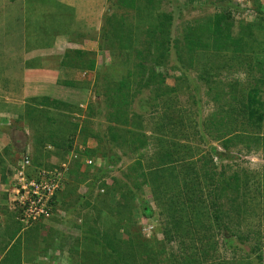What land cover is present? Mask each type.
Listing matches in <instances>:
<instances>
[{"label":"rangeland","instance_id":"1","mask_svg":"<svg viewBox=\"0 0 264 264\" xmlns=\"http://www.w3.org/2000/svg\"><path fill=\"white\" fill-rule=\"evenodd\" d=\"M191 1L0 0V20L5 29L10 28L9 34L20 37L25 32L29 46H47L68 37L58 50L59 56L68 57L59 62H70L74 68L65 75L68 89L50 91V100L60 103L59 109L43 110L48 120L53 119L52 125L44 120L37 129L27 119L10 123V142L4 139L7 147L0 151V264H113L99 248L84 249L83 228L110 230L130 264H185V256L198 261V251L203 249L210 252L208 261L215 260L213 264L219 259L225 260L223 264L244 260L264 264V92L255 99L247 90L253 76L264 68V52L255 46L249 49L248 60L244 52L233 62L231 50L219 56L206 54L203 48L189 53L186 42L188 29L196 30L215 15L230 14L232 37L246 43L254 40L264 48V26H254L253 39L248 36L249 25L264 24L259 21L264 10L257 11L258 4L264 7V0ZM163 13L172 16L169 38L179 43V51L172 49L166 64L156 67L164 77L161 85L139 88L140 63L153 66L156 58V46L146 34ZM4 64L3 59L0 72ZM34 99L38 104L46 98H31L22 117L35 109ZM241 100L259 101L260 112L235 118L234 101ZM52 130L58 145L75 138L77 149L71 152L79 159L80 176L70 179L73 186L69 185L65 207L51 221L26 225L10 210L5 192L11 185L12 150L26 154L30 145V156L41 164L39 169H52L61 162L55 158L59 150L46 140ZM83 132L89 134L85 145ZM176 149L182 156H189L191 149V162L196 163L192 174L198 175L206 193L213 189L208 184L213 172L218 184L230 185L218 202L223 205L222 228L218 231L213 225L215 234L205 248L196 224L199 217L185 216L188 211L184 214L181 206H173L175 200L170 201L186 172L180 164L164 172L159 166ZM66 158L70 169L74 168L70 153ZM86 161H92V166ZM160 181L169 184L167 197L162 194L159 205L152 186ZM102 184L106 187L101 188ZM143 202L153 210L151 219L143 216ZM204 213L200 220L209 217ZM171 220L187 222L184 243L192 250L181 247V239L167 244L163 229Z\"/></svg>","mask_w":264,"mask_h":264},{"label":"trees","instance_id":"2","mask_svg":"<svg viewBox=\"0 0 264 264\" xmlns=\"http://www.w3.org/2000/svg\"><path fill=\"white\" fill-rule=\"evenodd\" d=\"M194 0L191 1V3H193ZM200 1H204V2H209V0H200ZM218 2L220 3H225L227 2L228 4H230L229 0H218ZM214 5H217L216 3ZM156 9V7H154ZM264 10V7L261 4L257 5V11L258 13H262ZM157 19H158V24L154 25L152 27V32L151 33H147L146 35V39L149 41L154 42V45L156 46V53L154 55V58L152 60V65L153 66H149L148 64L146 65V63H140L139 66V72L137 74V81L138 84L140 85L139 88H151L153 89V87L157 84H162L163 83V75L161 73H157L155 71L156 67H163V65L166 64L169 56H171V52L172 49L179 51V43H174V41H172L169 38V29H170V24L172 22V16L171 14L168 13H163V14H159L157 15ZM259 21L264 22V16L263 18L261 17L259 19ZM258 21V22H259ZM254 26H264V24L260 23H255L253 25H249V33L248 36L250 37V39H253V27ZM233 22H232V18L230 16V14L225 15V14H220V15H215L212 18H209L207 24H199V26H197L196 30H191L188 29V35L186 36V42L188 44L187 48L189 50V53H192L194 51H199L201 48H203L204 50H207L205 52H207L206 54L209 53H214L216 56L225 51H230L231 50V56L229 57L231 61L235 62L239 59V54H245L243 55V58L247 56V53L249 52V49L253 50L256 47H258L259 52H264V48H263V44L262 43H257L255 44V41H248V43H246V40H244L241 37H237L234 38L232 37V30H233ZM261 28V27H260ZM155 39V40H154ZM251 45V46H249ZM247 58V59H246ZM245 59L248 60V57H246ZM178 61H181L180 59H177ZM241 65V64H239ZM242 66V65H241ZM257 66H260V63L258 62ZM260 71V70H259ZM260 75L259 79L257 80L258 76ZM258 76H253L254 81L252 83H250V85L248 86V92L253 94V96L255 97H260L261 94L264 92V68L261 67V71L260 73H258ZM125 82V81H124ZM121 84L123 85V82H121ZM124 86V85H123ZM127 86V85H126ZM121 93V91H120ZM123 95V94H122ZM45 100V102H44ZM42 101H40L38 104L36 99L33 100V104L35 106V109L32 111H29L27 114V116L23 117L22 120L27 121L29 123H31L33 125V127L39 129V127L42 126V123L44 120H47V123L51 124L50 122L53 121V119L48 120L46 116H44L43 110L48 108L52 111H54L55 109H59V107H57V105H60L59 102H54L51 101L50 99H44ZM53 102V103H52ZM259 101H251V102H247V101H234L235 107L233 108V113H235V118L237 116L239 117H243V114H247L250 111L254 112V113H259L261 110V106L258 103ZM67 107V106H64ZM118 111H120L119 107L117 108ZM235 111V112H234ZM251 113V112H250ZM121 116L124 117V115L120 114ZM255 115V114H254ZM229 119V115H227V119H225V121H227ZM224 124V123H223ZM52 125V124H51ZM238 125V124H237ZM199 127V126H198ZM222 128L223 125H222ZM85 132V131H84ZM82 134V142L85 145L86 144V139L88 137L89 134ZM57 133L55 132L54 134V130L51 131L50 136L46 139L49 142V145H52L55 149L59 150L58 153H56L55 158L59 159V161H61L56 167L52 168V170L57 169V170H61L62 168V164L64 162L69 161L66 156L70 153L73 154V150L77 149V146L73 147V141L75 142V138L74 140H71L70 143L64 145V144H59L56 143L55 138ZM225 134L221 135V137L216 138L218 141L222 140L224 138ZM58 137V136H57ZM40 139V138H39ZM70 141V140H68ZM42 143V139L39 140V143ZM61 145V146H60ZM229 145V143L227 141L224 142V146L225 148H227ZM17 151V150H16ZM73 151V152H71ZM188 154L189 156L183 155L182 156V152H178L176 149L175 155L177 157H175L174 153L173 154H169L164 160H160L159 161V166L161 167V171H168L172 169V166L174 164L179 165L182 167L183 171L186 172V177L185 180L183 181V185L180 186L179 188H177V192L175 193V199H170V201L175 200V204L173 205L174 207L181 206L180 208H183L184 214L185 212L188 211V214H185V216H189V217H199V219H197V223L198 227L201 229V233L203 235V239L201 242V246L202 248H205L203 245H207L208 242H210L211 239V234H215L213 232V225L217 224V229L219 231L220 227L222 228V224H221V208H222V204H218L219 199L223 197V192L228 188V186L230 187V185L226 182L225 188H223V186L220 184H218L217 181H215V175H217L216 173H211V176L209 178V185L213 186L212 191L210 190V192L206 193V188L202 185V183H199V181H197L196 178H198L197 174H192V171H194L195 169V164L191 162V158L193 155L191 149H188ZM214 152H216V150H213ZM18 153H22L17 151ZM75 153V152H74ZM87 154L90 155V151H87ZM105 156V155H104ZM33 167L39 169V167H41V164L36 163V161L32 162ZM1 167V166H0ZM1 170H3V168H0ZM79 169H80V163H79V159H74V168L69 167L68 171L66 172V177H67V182L65 184V189L61 192H59L54 200H55V206L56 209H63L65 207V203L63 202L65 200V196L66 194L70 193V191H68L69 189V185H72L70 182V179L72 180V177H77L80 176L79 174ZM194 176L195 178H192L191 176ZM69 181V182H68ZM208 182V181H207ZM147 183H144V186ZM169 183H166V181H160L157 186H152V188L154 187L153 193L152 195H154V198L156 200V202L160 205L162 203V201L159 199L161 198V195L163 194V197H167L166 193V188L167 185ZM73 186V185H72ZM137 186V185H136ZM106 185L102 184L101 188H105ZM229 189V188H228ZM174 191V190H173ZM221 193V194H220ZM73 194V193H71ZM1 201L3 200L0 199ZM61 201V206L59 205V202ZM235 201V200H233ZM68 204V203H67ZM170 204H172L170 202ZM67 206V205H66ZM74 205L72 204V207ZM82 205H80L81 207ZM142 213L143 216L147 219H151L153 217V210L151 208V206L146 203L143 202L142 203ZM71 208L70 206L66 209L67 213L69 212L68 209ZM72 210H77V207L72 208ZM208 213L207 217L208 218H204L202 220H200L201 216L203 215V212ZM204 213V214H206ZM72 214V213H70ZM183 214V213H182ZM69 215V214H68ZM197 215V216H196ZM182 216V215H181ZM182 218H185L182 216ZM66 222L67 219L65 218ZM199 220V221H198ZM187 221L192 222L191 219H188ZM171 222H173L171 220ZM169 222L168 224H166V227L163 229V234L165 237V241L167 242V244H171L174 241L180 240L181 239V247L185 248L186 251L187 250H192L191 248H189L187 245H185L184 241H185V236L186 234V229L184 228L183 224L187 223H183L182 222H178V224H174ZM82 223V222H81ZM84 226V223H82V227ZM81 227V226H80ZM79 227V228H80ZM81 227V228H82ZM239 240L241 241V243L244 244L245 240L242 239V237H239ZM86 242L85 245V250L87 251H91L92 249H97L99 248L100 251H103V256L105 255L107 257L108 260H110L113 264H130V261L128 260V258H126L125 254L121 251L119 244L116 240V237L113 236L110 232V230L107 231H103V232H97V231H93L91 229L89 230H85V228H83V243ZM148 247H150L149 243H148ZM192 247V246H191ZM184 249V250H185ZM98 252V251H97ZM151 252V251H150ZM197 252V249H196ZM99 253V252H98ZM198 253L200 254V256H198L199 260H192L191 258L188 257H184V263L185 264H208V263H216L215 260H212L211 262L208 261V259H210V252H208L207 250L203 249L198 251ZM151 255V253H150ZM187 258V259H186ZM147 259H151L150 256L147 257ZM262 259V256L259 257V260ZM109 261V262H110ZM223 262H225V260L221 261L220 259L218 260V264H223ZM231 262V261H230ZM230 262L225 263V264H230ZM132 264V263H131ZM236 264H251L249 260H244L243 262L240 261Z\"/></svg>","mask_w":264,"mask_h":264},{"label":"crops","instance_id":"3","mask_svg":"<svg viewBox=\"0 0 264 264\" xmlns=\"http://www.w3.org/2000/svg\"><path fill=\"white\" fill-rule=\"evenodd\" d=\"M86 11L89 12V9ZM1 22L2 18L0 61L4 59L5 64L0 72V151L7 147L5 141L10 142V123L23 119L21 115L25 114L29 100L35 97L50 99L51 90L59 93L61 89H68L65 75L74 69L70 62L67 65H62L61 60L59 62V58H64L66 54L59 56L58 50L64 41L69 40L68 37L65 36L64 41L53 40L47 46H29L25 32L15 37L9 34L10 28L5 29L7 25Z\"/></svg>","mask_w":264,"mask_h":264},{"label":"built area","instance_id":"4","mask_svg":"<svg viewBox=\"0 0 264 264\" xmlns=\"http://www.w3.org/2000/svg\"><path fill=\"white\" fill-rule=\"evenodd\" d=\"M12 153L15 160L10 166L11 185L5 191L10 210L26 225L51 221L59 212L54 198L65 189L69 161L62 164L61 170L37 169L33 167L30 150L26 154ZM70 158L77 159V156L70 154ZM86 164L92 166L93 163L86 161Z\"/></svg>","mask_w":264,"mask_h":264},{"label":"clouds","instance_id":"5","mask_svg":"<svg viewBox=\"0 0 264 264\" xmlns=\"http://www.w3.org/2000/svg\"><path fill=\"white\" fill-rule=\"evenodd\" d=\"M26 150L28 151V150H30V152H31V146L29 145V146H27V148H26ZM12 151H16L15 149H13ZM17 152V151H16Z\"/></svg>","mask_w":264,"mask_h":264}]
</instances>
